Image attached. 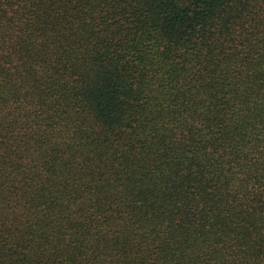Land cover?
I'll return each instance as SVG.
<instances>
[{
    "label": "trees",
    "instance_id": "16d2710c",
    "mask_svg": "<svg viewBox=\"0 0 264 264\" xmlns=\"http://www.w3.org/2000/svg\"><path fill=\"white\" fill-rule=\"evenodd\" d=\"M0 264H264V0H0Z\"/></svg>",
    "mask_w": 264,
    "mask_h": 264
}]
</instances>
